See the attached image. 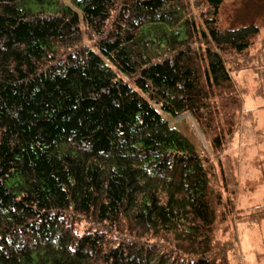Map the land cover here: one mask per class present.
<instances>
[{
  "label": "trees",
  "instance_id": "1",
  "mask_svg": "<svg viewBox=\"0 0 264 264\" xmlns=\"http://www.w3.org/2000/svg\"><path fill=\"white\" fill-rule=\"evenodd\" d=\"M222 6L0 0V264H231L228 214L264 221L229 153L264 38Z\"/></svg>",
  "mask_w": 264,
  "mask_h": 264
},
{
  "label": "rangeland",
  "instance_id": "2",
  "mask_svg": "<svg viewBox=\"0 0 264 264\" xmlns=\"http://www.w3.org/2000/svg\"><path fill=\"white\" fill-rule=\"evenodd\" d=\"M220 20L222 29L226 31L256 26L263 39L264 0H223ZM233 76L244 93V111L240 133L229 153L239 159L241 189L237 210L246 214L252 207L264 204V77H260L255 70ZM163 117L171 127L188 119L197 131L189 115L179 120H173L166 114ZM200 138L203 140L201 135ZM225 238L235 243V251L230 256L231 264H264V221L249 227L247 223L233 222L228 214V236H222L223 240Z\"/></svg>",
  "mask_w": 264,
  "mask_h": 264
}]
</instances>
